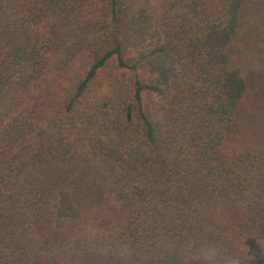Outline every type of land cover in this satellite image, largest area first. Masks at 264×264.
Here are the masks:
<instances>
[{"label":"trees","instance_id":"1","mask_svg":"<svg viewBox=\"0 0 264 264\" xmlns=\"http://www.w3.org/2000/svg\"><path fill=\"white\" fill-rule=\"evenodd\" d=\"M166 240L264 264V0H0V264Z\"/></svg>","mask_w":264,"mask_h":264},{"label":"clouds","instance_id":"2","mask_svg":"<svg viewBox=\"0 0 264 264\" xmlns=\"http://www.w3.org/2000/svg\"><path fill=\"white\" fill-rule=\"evenodd\" d=\"M88 242L92 245V253L100 259L110 257L113 249L105 242L106 238L98 236L95 231L87 235ZM164 249L182 258L183 264H244L243 254L238 250H227L219 242L196 243L187 240L177 244L173 240L163 242ZM119 255L127 258L129 250L126 247L119 249Z\"/></svg>","mask_w":264,"mask_h":264},{"label":"rangeland","instance_id":"3","mask_svg":"<svg viewBox=\"0 0 264 264\" xmlns=\"http://www.w3.org/2000/svg\"><path fill=\"white\" fill-rule=\"evenodd\" d=\"M130 46V45H128ZM131 53V49H129ZM62 207L59 214V225L61 227H68L71 225H76L83 219V215L79 214L73 207L69 194L64 193L62 196Z\"/></svg>","mask_w":264,"mask_h":264}]
</instances>
